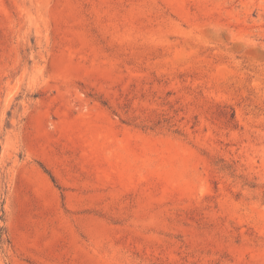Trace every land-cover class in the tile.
I'll return each mask as SVG.
<instances>
[{
  "label": "rangeland",
  "instance_id": "374dc122",
  "mask_svg": "<svg viewBox=\"0 0 264 264\" xmlns=\"http://www.w3.org/2000/svg\"><path fill=\"white\" fill-rule=\"evenodd\" d=\"M0 264H264V0H0Z\"/></svg>",
  "mask_w": 264,
  "mask_h": 264
},
{
  "label": "trees",
  "instance_id": "16d2710c",
  "mask_svg": "<svg viewBox=\"0 0 264 264\" xmlns=\"http://www.w3.org/2000/svg\"><path fill=\"white\" fill-rule=\"evenodd\" d=\"M1 239H2V238H1V234H0V241H1Z\"/></svg>",
  "mask_w": 264,
  "mask_h": 264
}]
</instances>
